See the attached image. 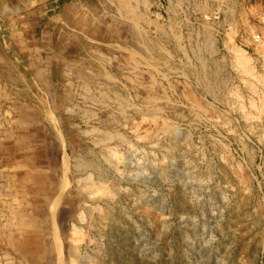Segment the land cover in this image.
I'll return each mask as SVG.
<instances>
[{
  "label": "rangeland",
  "instance_id": "obj_1",
  "mask_svg": "<svg viewBox=\"0 0 264 264\" xmlns=\"http://www.w3.org/2000/svg\"><path fill=\"white\" fill-rule=\"evenodd\" d=\"M263 41L264 0H0V264H264Z\"/></svg>",
  "mask_w": 264,
  "mask_h": 264
},
{
  "label": "bare ground",
  "instance_id": "obj_2",
  "mask_svg": "<svg viewBox=\"0 0 264 264\" xmlns=\"http://www.w3.org/2000/svg\"><path fill=\"white\" fill-rule=\"evenodd\" d=\"M59 1V0H58ZM65 1V0H64ZM130 1V0H129ZM142 1H144V0H142ZM57 3H59V2H57ZM137 3V2H136ZM56 4V3H55ZM133 4V3H132ZM231 4V3H230ZM114 5V4H113ZM198 5V4H197ZM134 7H136V6H134ZM133 7V8H134ZM122 8V7H121ZM131 8H132V6H131ZM119 10V9H118ZM134 10H135V8H134ZM118 12H120V11H118ZM127 12V11H126ZM202 15V14H201ZM206 15V14H205ZM233 16V15H232ZM126 17V16H125ZM137 17V16H136ZM201 17V16H200ZM123 19H125V18H123ZM129 19V18H128ZM226 19V18H225ZM125 20H127V19H125ZM134 20V19H133ZM102 21V20H101ZM129 21V20H128ZM136 21V20H135ZM132 22H134V21H132ZM212 27V26H211ZM182 29V28H181ZM167 31V30H166ZM197 32V31H196ZM175 33V32H174ZM208 36H210V35H208ZM208 38V37H207ZM260 40V39H259ZM258 40V41H259ZM143 41V40H142ZM263 43H264V41H263ZM181 47V46H180ZM239 50V49H238ZM127 51V50H126ZM132 51H133V49H132ZM240 51H241V49H240ZM243 51V50H242ZM241 51V52H242ZM149 52V51H148ZM134 53V52H133ZM61 54V53H60ZM130 54V53H129ZM136 54V53H135ZM134 55V54H133ZM150 55V54H149ZM239 55V54H238ZM131 56V55H130ZM135 56V55H134ZM188 57V56H187ZM242 57H243V55H242ZM134 58V57H133ZM132 58V59H133ZM145 58V57H144ZM205 58V57H204ZM149 59V58H148ZM230 59V58H229ZM233 59V58H232ZM151 60V59H150ZM165 60V59H164ZM139 61V60H138ZM140 64V63H139ZM233 64V63H232ZM144 65V64H143ZM160 65V64H159ZM138 67V66H137ZM159 72V71H158ZM130 73V72H129ZM167 73V72H166ZM154 74V73H153ZM177 75V74H176ZM111 78H113V77H111ZM129 78H131V77H129ZM135 78V77H134ZM152 78V77H151ZM113 80V79H112ZM134 80V79H133ZM132 80V81H133ZM159 81V80H158ZM162 81V80H161ZM167 81V80H166ZM120 82V81H119ZM110 86V85H109ZM104 87V86H103ZM87 88V87H86ZM113 88V87H112ZM131 88V87H130ZM71 89V88H70ZM164 90V89H163ZM130 93V92H129ZM119 96V95H118ZM123 97V96H122ZM185 97H187V96H185ZM128 98V97H127ZM158 98V97H157ZM153 99H154V97H153ZM191 101V100H190ZM109 103V102H108ZM124 104V103H123ZM179 104V103H178ZM79 105V104H78ZM136 106V105H135ZM153 107V106H152ZM158 107V106H157ZM202 108V107H201ZM149 109V108H148ZM72 113V112H71ZM157 116V115H156ZM93 118V117H92ZM126 120V119H125ZM156 120H157V118H156ZM87 124V123H86ZM165 124V123H164ZM169 125V124H168ZM171 127V126H170ZM168 129V128H167ZM171 129V128H170ZM175 131V130H174ZM85 132V131H84ZM147 135V134H146ZM111 147V146H110ZM117 154V153H116ZM88 164H90V163H88ZM86 168V167H85ZM99 182V181H98ZM99 186V185H98ZM102 187V186H101ZM103 188V187H102ZM94 207V206H93ZM106 209V208H105ZM94 210V209H93ZM55 232V231H54ZM81 239V238H80Z\"/></svg>",
  "mask_w": 264,
  "mask_h": 264
},
{
  "label": "built area",
  "instance_id": "obj_3",
  "mask_svg": "<svg viewBox=\"0 0 264 264\" xmlns=\"http://www.w3.org/2000/svg\"><path fill=\"white\" fill-rule=\"evenodd\" d=\"M259 39H260V36H257V37H256V40L258 41Z\"/></svg>",
  "mask_w": 264,
  "mask_h": 264
}]
</instances>
